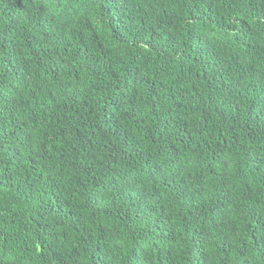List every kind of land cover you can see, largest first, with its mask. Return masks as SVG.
<instances>
[{
    "label": "trees",
    "instance_id": "16d2710c",
    "mask_svg": "<svg viewBox=\"0 0 264 264\" xmlns=\"http://www.w3.org/2000/svg\"><path fill=\"white\" fill-rule=\"evenodd\" d=\"M0 264H264V0H0Z\"/></svg>",
    "mask_w": 264,
    "mask_h": 264
}]
</instances>
